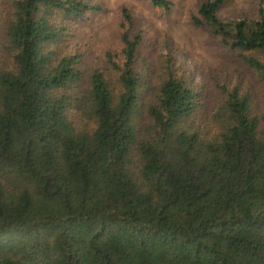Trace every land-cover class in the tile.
<instances>
[{
	"label": "trees",
	"instance_id": "1",
	"mask_svg": "<svg viewBox=\"0 0 264 264\" xmlns=\"http://www.w3.org/2000/svg\"><path fill=\"white\" fill-rule=\"evenodd\" d=\"M226 1L202 2L195 22L263 100L225 83L208 115L185 71L151 84L136 70L129 10L107 71L69 43L70 22L101 6L0 9V264H264V7L225 20Z\"/></svg>",
	"mask_w": 264,
	"mask_h": 264
},
{
	"label": "rangeland",
	"instance_id": "2",
	"mask_svg": "<svg viewBox=\"0 0 264 264\" xmlns=\"http://www.w3.org/2000/svg\"><path fill=\"white\" fill-rule=\"evenodd\" d=\"M85 1L101 6V10L87 12L82 19L70 22L69 43L83 55L84 66L93 64L108 71L109 52L119 53L120 60V34L126 25L123 11L127 9L134 19L133 31L143 36L136 70L151 84L164 79L168 68L185 71L199 90V114L205 115L215 111L221 96L219 87L225 83L248 88L256 97V104L263 100L256 73L207 27L195 22L205 0H169V10L155 7L150 0ZM261 6L264 7V0H227L219 15L225 20L258 18ZM9 7L10 0H0L3 12H8Z\"/></svg>",
	"mask_w": 264,
	"mask_h": 264
}]
</instances>
